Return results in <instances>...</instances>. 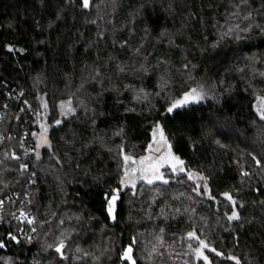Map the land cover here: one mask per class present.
Instances as JSON below:
<instances>
[{
    "label": "trees",
    "instance_id": "1",
    "mask_svg": "<svg viewBox=\"0 0 264 264\" xmlns=\"http://www.w3.org/2000/svg\"><path fill=\"white\" fill-rule=\"evenodd\" d=\"M0 80V199L32 178L35 219L26 240L4 215L0 264H264V0H0ZM203 81L211 98L168 111ZM157 127L183 171L123 182Z\"/></svg>",
    "mask_w": 264,
    "mask_h": 264
},
{
    "label": "built area",
    "instance_id": "2",
    "mask_svg": "<svg viewBox=\"0 0 264 264\" xmlns=\"http://www.w3.org/2000/svg\"><path fill=\"white\" fill-rule=\"evenodd\" d=\"M6 86L7 83L3 80H0V88L5 90ZM13 89H15V87H13ZM15 97L17 99V105H20L21 107V93H18ZM29 115L32 120L30 127L31 129L29 133H27L25 130L22 135L23 153L27 158L39 159L41 152L37 147L36 139L38 134L46 129V111L44 109H29ZM10 155L13 158L18 157V154L13 150L10 152ZM22 168H27V164H22ZM33 183L34 181L31 178L21 193L17 191H10L4 199H0V224L3 221L5 214L11 215L15 221H18L19 224H21L19 233L20 236L26 240H31L35 234V219L32 209L28 206ZM28 221L32 222L29 223Z\"/></svg>",
    "mask_w": 264,
    "mask_h": 264
},
{
    "label": "rangeland",
    "instance_id": "3",
    "mask_svg": "<svg viewBox=\"0 0 264 264\" xmlns=\"http://www.w3.org/2000/svg\"><path fill=\"white\" fill-rule=\"evenodd\" d=\"M212 88L213 87L211 86L210 82H208V81L207 82L206 81L200 82L198 84V86L193 88V89L196 90V94H197V96L199 98L198 99H192L190 97L191 102H189L187 104L198 103V102H202V101H204L206 99L211 98L213 96V89ZM193 89H191L190 91L185 93L177 101L182 100L186 94L192 93ZM262 102L263 101L260 100L258 102V106L261 105ZM149 156H150V153H149V145H148L146 154H144L143 156H140L138 158L130 157L131 159L128 160L127 162L124 160L125 161L124 162L125 175H126V173H129L130 174V178L133 181L145 180V181L148 182V180L150 179L153 182V181H161V180H163L164 179V173L166 172V170H168L169 172L174 173V174H176V173H178L180 171L179 164L177 163L176 160L172 159V157H177V156L171 151L169 145L165 146L164 151H163L162 155L160 156L158 162H153L152 164L145 163L144 165H140L139 163H132V161H137L138 162V161L141 160V158L149 157ZM126 157H128V156H126ZM149 163H151V162H149ZM133 164L135 165V169L131 168V167L134 166ZM155 167L159 168L158 173L154 172L153 169ZM144 168H147L148 170L147 171H142V169H144ZM174 168H175V170H173ZM157 175H162V178H160V179L156 178ZM190 175L192 176L191 179L189 178ZM126 177L127 176H124V179ZM188 178L194 184V186H195L194 189H195L196 192L200 191V192H202V194L204 196L208 194L207 186H206V179L201 174L196 173V172H189L188 173ZM123 182L127 183L126 179L123 180ZM152 192L154 194V192H156V191H152ZM116 198H117L116 195H112L110 197V199H109L108 212H109L111 217L113 215L114 202H115ZM128 249H131V252H132V248L130 246H128L124 250V254H125V252L128 251ZM131 252L129 253L130 256H131ZM124 254H123V257L125 258ZM125 259H127V258H125ZM127 260H130V259H127Z\"/></svg>",
    "mask_w": 264,
    "mask_h": 264
},
{
    "label": "snow or ice",
    "instance_id": "4",
    "mask_svg": "<svg viewBox=\"0 0 264 264\" xmlns=\"http://www.w3.org/2000/svg\"><path fill=\"white\" fill-rule=\"evenodd\" d=\"M83 6L85 8H87L89 6V0H83ZM190 97L192 99H198L199 98L197 96V94H196V90L195 89L192 90V93L186 94L182 100L176 101L172 105V107H170L168 109V111L171 112V111H173L174 108L181 107V106H183V105L191 102ZM262 118H264V117H262ZM57 123H59V122H57ZM156 132H159L160 133L161 140H163V132H162V130H160L159 127H157V129L153 133L154 136H155ZM157 143H159V142H157ZM164 143H167V141L164 140ZM149 149L150 150L152 149V145H149ZM156 151H159V147L156 148ZM130 159H131L130 157H125V161L126 162L128 160H130ZM151 159L152 158L150 156L149 157H144V158H141L140 161H138V162L137 161H132V163H139L140 165H144L146 161L151 162ZM172 159L176 160L177 163L180 164V165L183 164V161L179 160L177 157H172ZM147 170H148L147 168L142 169V171H147ZM153 170H154L155 173H158L159 168L158 167H155ZM173 170H175V168ZM180 171H183V168L182 167L180 168ZM156 178L160 179V178H162V175H157ZM189 178L191 179L192 176L190 175ZM165 182H167V181H165ZM148 183H152V180L149 179L148 180ZM225 195H226V197L229 200H231V197L230 196H228L227 194H225ZM228 219L229 220H236V219H239V217H238L237 213L234 211L232 213V215L228 217ZM28 222L31 223L32 221H28ZM189 235L192 236L193 234L190 233ZM12 238L15 239V237H12ZM200 245H201V248H207L208 247L203 241H200ZM0 247H3V244H0ZM56 250H57V252H59L61 249L60 248H57ZM212 251H215V250L213 249ZM130 252H131V249H128V251L125 252V254H124L125 255V258L131 259V256L129 255ZM198 254L202 255V253H199V251H198ZM217 255H219V253H217ZM203 258H204V260L206 262L208 261V257L207 256H204Z\"/></svg>",
    "mask_w": 264,
    "mask_h": 264
},
{
    "label": "water",
    "instance_id": "5",
    "mask_svg": "<svg viewBox=\"0 0 264 264\" xmlns=\"http://www.w3.org/2000/svg\"><path fill=\"white\" fill-rule=\"evenodd\" d=\"M6 50L8 52H12L13 51V45L7 44ZM164 140H165L164 138H163V140H161L160 133L152 137V140L149 143V145H152V149L151 150L149 149L150 157L152 158L151 163H149L148 161H146L145 163L152 164L153 162H158L160 156L162 155V153L164 151L165 146L168 144V143H164ZM157 142H159V143H157ZM36 143H37V147L40 150V152H42L43 150H48L51 152L50 130L48 129V130L41 131L38 134V137L36 139ZM157 147H159V151H156ZM125 176L130 177V174L127 173ZM123 189H124V187H123Z\"/></svg>",
    "mask_w": 264,
    "mask_h": 264
},
{
    "label": "flooded vegetation",
    "instance_id": "6",
    "mask_svg": "<svg viewBox=\"0 0 264 264\" xmlns=\"http://www.w3.org/2000/svg\"><path fill=\"white\" fill-rule=\"evenodd\" d=\"M179 167L181 168V165L179 164ZM179 172H181V171H179Z\"/></svg>",
    "mask_w": 264,
    "mask_h": 264
}]
</instances>
